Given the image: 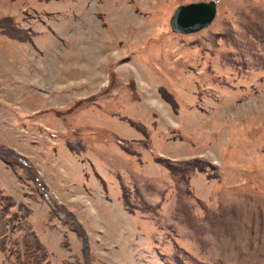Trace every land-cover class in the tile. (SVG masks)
<instances>
[{"label":"rangeland","instance_id":"obj_1","mask_svg":"<svg viewBox=\"0 0 264 264\" xmlns=\"http://www.w3.org/2000/svg\"><path fill=\"white\" fill-rule=\"evenodd\" d=\"M208 1L0 0V264H264V0Z\"/></svg>","mask_w":264,"mask_h":264},{"label":"water","instance_id":"obj_2","mask_svg":"<svg viewBox=\"0 0 264 264\" xmlns=\"http://www.w3.org/2000/svg\"><path fill=\"white\" fill-rule=\"evenodd\" d=\"M216 11L217 3L214 0L180 5L169 20L170 30L178 35L197 33L212 23Z\"/></svg>","mask_w":264,"mask_h":264},{"label":"trees","instance_id":"obj_3","mask_svg":"<svg viewBox=\"0 0 264 264\" xmlns=\"http://www.w3.org/2000/svg\"><path fill=\"white\" fill-rule=\"evenodd\" d=\"M20 161H21V163H22L24 166H27V168L29 167L27 161L22 160V159H20ZM37 183H38V182H37ZM37 185H38V184H37ZM33 262H34V261H33Z\"/></svg>","mask_w":264,"mask_h":264}]
</instances>
